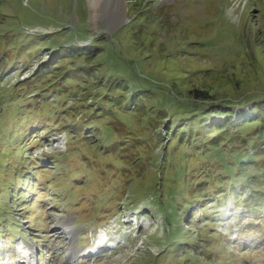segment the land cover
Here are the masks:
<instances>
[{"label": "rangeland", "instance_id": "obj_1", "mask_svg": "<svg viewBox=\"0 0 264 264\" xmlns=\"http://www.w3.org/2000/svg\"><path fill=\"white\" fill-rule=\"evenodd\" d=\"M261 108L264 0H0V264H264Z\"/></svg>", "mask_w": 264, "mask_h": 264}, {"label": "trees", "instance_id": "obj_2", "mask_svg": "<svg viewBox=\"0 0 264 264\" xmlns=\"http://www.w3.org/2000/svg\"><path fill=\"white\" fill-rule=\"evenodd\" d=\"M77 52H79L78 53V55L79 56H83V55H85V53H90V54H93V55H96V53H98V49L96 50V51H91L90 50V48H88L87 46H85V47H81V46H77ZM71 53V52H70ZM203 94H207L206 92H204ZM264 112V108H261L260 110H259V114H261V113H263ZM226 134V133H225ZM264 140V139H263ZM262 139H260V141L262 142V146H263V149H264V144H263V141ZM246 156L247 155H238V158H239V160L240 161H242V163H244L245 162V158H246ZM230 169H232V168H230ZM231 171V170H230ZM258 188H260V186L258 187ZM241 192V195H242V193H243V190H241L240 191Z\"/></svg>", "mask_w": 264, "mask_h": 264}]
</instances>
